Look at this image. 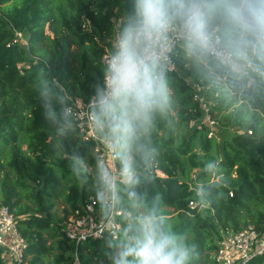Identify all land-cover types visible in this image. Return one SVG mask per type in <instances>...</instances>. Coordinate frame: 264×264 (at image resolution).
Wrapping results in <instances>:
<instances>
[{
	"label": "trees",
	"instance_id": "16d2710c",
	"mask_svg": "<svg viewBox=\"0 0 264 264\" xmlns=\"http://www.w3.org/2000/svg\"><path fill=\"white\" fill-rule=\"evenodd\" d=\"M130 10L131 0H0V200L9 205L26 239L23 256L28 264H98L104 240L118 241L127 222L120 218L115 239L88 237L76 244L66 234L65 219L76 209L81 212L95 193L96 155L92 142L75 132L68 151L88 161L89 175L81 184L69 178L67 162L53 149L34 81L48 62L70 95L88 101L102 79L100 57L109 51L115 28ZM84 21L89 28H82ZM173 58L175 68L167 75L176 113L170 110L167 120L157 118L150 139L154 151L138 161L141 183L136 190L149 199L159 194L161 211L175 212L167 217L170 225L197 245L193 264H212L221 227H264V91L226 98L179 51ZM185 75L210 85L216 129L219 123L231 124L236 130L230 137L218 141L207 136L204 123L189 125L202 112ZM210 160L220 164V175L203 170ZM58 195L61 215L55 207ZM115 207L131 215L122 193ZM246 264H264V253Z\"/></svg>",
	"mask_w": 264,
	"mask_h": 264
},
{
	"label": "clouds",
	"instance_id": "9594fccd",
	"mask_svg": "<svg viewBox=\"0 0 264 264\" xmlns=\"http://www.w3.org/2000/svg\"><path fill=\"white\" fill-rule=\"evenodd\" d=\"M176 51L226 98L264 91V0H131L87 103L95 137L119 164L114 171L96 158L98 206L111 215L122 193L131 210L120 239L104 240L98 264H193L198 259L196 243L174 230L161 211L160 195L149 199L136 190L138 161L154 151L150 139L157 118L167 120L170 114L167 72ZM34 89L56 156L67 162L70 179L86 182L88 161L68 151L78 127V99L48 62L38 70ZM203 170L222 172L216 160ZM199 195L205 196L202 188Z\"/></svg>",
	"mask_w": 264,
	"mask_h": 264
},
{
	"label": "built area",
	"instance_id": "2783aa9c",
	"mask_svg": "<svg viewBox=\"0 0 264 264\" xmlns=\"http://www.w3.org/2000/svg\"><path fill=\"white\" fill-rule=\"evenodd\" d=\"M82 28H89L87 21L82 23ZM116 30V28H115ZM115 32V31H114ZM20 35V33L18 32ZM113 38H111V42ZM105 51L100 57V63L107 55ZM175 54V53H174ZM174 54L171 56L168 69L175 68ZM185 81L192 86V99L201 110V115L197 119H191L189 125H197L201 127L204 123L207 126V136L216 135L217 118L213 116L210 110V93L209 84L201 82L199 79H193L191 75L184 76ZM77 107V134L85 140H90L93 144V150L96 158L104 159L113 170L116 171L119 166L117 162H113L110 153L105 146L95 137L89 123L87 114L88 101L81 97L73 96ZM251 133V130H249ZM156 173L164 175L163 172L156 169ZM193 201H190V205ZM125 221L130 218V213L123 211L114 206L111 215L102 213L98 206L95 194L88 197V200L82 206V211L78 209L64 221V229L66 234L76 244L88 237L96 238H112L118 236V229L121 225L120 218ZM221 236L218 239L217 246L212 253V264H246L253 256L264 253V227L257 230L254 226L248 225L242 229L235 230L225 226L221 228ZM27 242L17 228L16 219L9 205L0 200V257L3 264H28L24 259V249Z\"/></svg>",
	"mask_w": 264,
	"mask_h": 264
},
{
	"label": "rangeland",
	"instance_id": "374dc122",
	"mask_svg": "<svg viewBox=\"0 0 264 264\" xmlns=\"http://www.w3.org/2000/svg\"><path fill=\"white\" fill-rule=\"evenodd\" d=\"M45 31L48 32V26L47 24L45 25ZM72 48H75L74 45H72ZM171 113L175 114L176 113V107H174L173 105L170 108ZM235 127L232 126L231 124H228V126H222L220 123L217 127V132H215L214 134L216 135H211L216 137V139L218 141H221L224 137H230L231 134L235 131ZM247 132L249 133V130H247ZM22 147H25V144H22ZM195 171V169L192 170V173ZM56 209H57V213H59V215L62 214V207H63V203H62V196L58 195L56 197ZM167 208V207H166ZM172 209V208H171ZM175 212L172 211L170 214L166 215V217H170L174 214ZM222 228V227H221ZM98 258V257H97Z\"/></svg>",
	"mask_w": 264,
	"mask_h": 264
}]
</instances>
